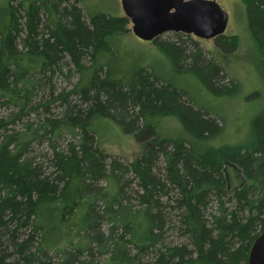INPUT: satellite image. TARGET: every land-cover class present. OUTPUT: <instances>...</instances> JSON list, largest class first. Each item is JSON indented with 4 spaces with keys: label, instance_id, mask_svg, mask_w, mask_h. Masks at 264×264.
I'll return each mask as SVG.
<instances>
[{
    "label": "trees",
    "instance_id": "16d2710c",
    "mask_svg": "<svg viewBox=\"0 0 264 264\" xmlns=\"http://www.w3.org/2000/svg\"><path fill=\"white\" fill-rule=\"evenodd\" d=\"M242 1L264 74V0ZM83 2L0 0V107L13 108L0 115V264H249L264 231V112L252 122L250 148L200 150L223 122L148 63H100L104 52L115 55L110 39L132 32L131 22L86 15ZM214 40L226 53L237 50L236 34ZM152 43L213 95L237 92L190 34ZM65 66L82 76L55 96L50 80ZM46 90L51 98L37 102ZM76 93L78 101L68 100ZM56 101L60 114L49 108ZM168 115L192 138L160 136L155 120ZM97 116L146 144L144 152L124 161L102 149L91 129ZM43 142L49 153L35 149ZM227 165L243 177L235 187Z\"/></svg>",
    "mask_w": 264,
    "mask_h": 264
},
{
    "label": "rangeland",
    "instance_id": "374dc122",
    "mask_svg": "<svg viewBox=\"0 0 264 264\" xmlns=\"http://www.w3.org/2000/svg\"><path fill=\"white\" fill-rule=\"evenodd\" d=\"M216 1L229 14L226 33L238 36L237 50L233 53H226L216 45L214 39H202L193 34L190 36L198 40L199 47L207 56L215 57L229 76L238 82L239 88L236 93L224 96L213 95L198 77L194 74L176 71L166 55L152 41H144L133 32L111 38L115 55L104 52L100 63H111L113 69L116 70L129 68L134 63H148L157 75L172 81L180 89L185 90L199 107L208 109L213 116L218 117L223 122L222 131L207 140L199 141L196 146L200 150L223 146L250 148L254 142L252 122L257 115L264 112V74L261 67V55L257 42L249 30L245 3L242 0ZM80 6L86 15L87 10L90 13L105 12L114 16L125 14L121 0H84ZM166 34L163 36L166 37ZM184 38L186 46L190 49L192 47L190 39ZM84 64L88 67L92 62L88 59ZM81 76V72L76 67H63L62 72L54 74L50 80L55 96L62 92L68 93ZM50 98L47 90L39 91L35 95L37 102L40 99L46 101ZM68 100L78 101L77 93L70 94ZM49 108L54 114H60L62 110L59 101L51 103ZM12 109L10 106L0 107V115L5 116ZM155 124L160 136L192 138L176 115L159 117L155 120ZM23 126V122H20L17 129H22ZM91 129L96 133L102 149L110 154L123 157L124 161H134L147 147L146 144L138 142L133 135L125 133L122 127L111 118L95 117ZM63 136L71 138L70 134L64 133ZM63 138L59 140L62 144ZM35 149L37 152L49 153L47 142L37 144ZM226 172L232 187L237 186L243 180L240 170L235 166L227 165ZM102 184L105 185V182Z\"/></svg>",
    "mask_w": 264,
    "mask_h": 264
},
{
    "label": "water",
    "instance_id": "95a60500",
    "mask_svg": "<svg viewBox=\"0 0 264 264\" xmlns=\"http://www.w3.org/2000/svg\"><path fill=\"white\" fill-rule=\"evenodd\" d=\"M132 32L154 41L170 32L215 39L225 34L229 14L216 0H121ZM249 264H264V231L255 242Z\"/></svg>",
    "mask_w": 264,
    "mask_h": 264
}]
</instances>
